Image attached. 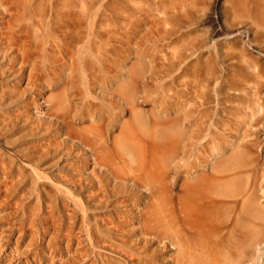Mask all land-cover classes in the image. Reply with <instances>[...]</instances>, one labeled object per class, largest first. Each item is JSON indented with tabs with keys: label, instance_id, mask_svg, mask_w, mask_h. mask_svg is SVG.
Wrapping results in <instances>:
<instances>
[{
	"label": "bare ground",
	"instance_id": "obj_1",
	"mask_svg": "<svg viewBox=\"0 0 264 264\" xmlns=\"http://www.w3.org/2000/svg\"><path fill=\"white\" fill-rule=\"evenodd\" d=\"M77 1L63 3L70 8ZM228 4L227 1L222 4V0H113L114 17L126 16L128 34L139 36L136 39L140 43L143 41V48L138 43L140 49L132 53L136 61L127 80L117 86L118 92L140 130L153 136L154 147L149 153L137 143H130L128 136L119 138V142L118 137L109 138L102 128H91V124L81 129L85 134L79 139L89 151L87 159L110 173L118 184L130 187L131 197L140 191L147 193L143 199L138 197L143 202H137L136 213L130 208L131 212L123 214L125 220L118 229L121 232H117L130 236L127 222L131 221L144 238L143 243L113 242L115 236L104 222L103 228L89 229L93 241L74 248L78 253H71L73 239L64 238L65 232L55 230L63 236L50 237L45 222L60 218L56 208L47 206L52 196L39 189L45 199H42L47 208L44 210L30 201L32 192L40 188L38 181H31L32 187L23 183L26 169L23 163L31 169L38 166L36 159L41 160L47 152L50 139L41 150L36 148L39 155L18 146L9 149L6 144L12 137L10 126L14 120L0 119V138H4L3 146L10 150L7 154L0 148V228L7 231L6 239L0 241V264H23L29 259L39 262L45 254L50 255L52 264H60L57 259L62 264H264V163L258 144H232L224 135L221 146L218 142L221 135L217 132L225 127L226 121L219 117L213 124L211 96L195 81L180 85L183 79H194L205 61L208 64L215 58L223 59L225 52L237 56L249 67L258 68V79L264 77V67L258 66V58L245 50L237 34L246 26L258 33L257 0H234L229 8ZM220 6L231 28H225L231 30L227 34L231 40L225 44L211 41L209 28L205 31L200 27L209 18L200 17L201 10L208 7L209 12L215 13ZM36 11L37 0H23L5 28L0 29V38L19 44L24 37L32 48ZM20 21L25 24H19ZM236 27L239 29L234 30ZM170 49L174 52L170 53ZM2 92L10 95L7 90ZM252 97L247 107L254 118L264 106L258 90ZM148 115L151 124L144 122ZM126 128L132 137L134 129L128 121L123 132ZM211 128L217 131L212 132ZM71 129L75 130L73 125ZM12 198H18L14 205L10 202ZM131 229L133 232V226ZM14 240V253L3 258L1 253ZM64 248L66 254H62ZM118 248L125 256L114 257Z\"/></svg>",
	"mask_w": 264,
	"mask_h": 264
},
{
	"label": "rangeland",
	"instance_id": "obj_2",
	"mask_svg": "<svg viewBox=\"0 0 264 264\" xmlns=\"http://www.w3.org/2000/svg\"><path fill=\"white\" fill-rule=\"evenodd\" d=\"M225 1L231 4L234 0H222V4ZM63 2L64 0H37L32 48L24 37L19 44L12 39L8 43L9 38H0V119L14 120L10 126L13 130L12 137L10 140L8 138L6 146L9 149L18 146L37 154L36 148L41 150L47 139H50L51 145L43 153L41 160L32 156L38 166L31 169L30 165L23 163L26 167L23 183L32 187L31 181H38L40 188L32 192L30 201H35L44 210L47 209L43 203L45 199L38 193L39 189L52 196L47 206L56 208L60 218L54 222L47 220L45 229L50 237L57 235L56 239H59L63 235L56 231L61 230L65 232L64 238L73 239L71 253H75L85 242L91 243L94 236L89 229L95 228L96 231L98 227L103 228V222L113 232V242L120 244L124 240H134L135 243H143L144 238L131 221L127 222V230H131L130 236L125 233L121 236L117 232H121L118 229L124 219L123 214L131 212L130 208L136 213L139 206L137 202H143L138 197L143 199L147 193L140 191L136 193V197H131L130 187L118 184L110 173L87 159L89 151L79 139L85 134L81 129L91 124V128H102L109 138L113 135L118 139L128 136L130 143H137L144 151L150 153L153 149V136L148 134L149 131L140 130L123 104L117 88L122 81L124 83L127 80L132 63L136 61L132 53L136 48L140 49L139 46L143 48V41L140 43V39H136L139 36L128 34L126 16L114 17L111 12L114 11L113 0H79L70 8H66ZM257 3L258 33L246 26L240 28L237 34L245 50L258 58V66L263 68L264 0H257ZM22 4L23 0H0V29L5 28V23ZM205 9L201 10L200 17L207 15L209 18L200 27L205 31L209 28L211 41L213 39L218 44H225L227 40H231L227 35L231 28L226 23L223 6L218 7L215 13L209 12L208 7ZM19 24L24 25L25 22L20 21ZM237 29L239 28L234 30ZM174 50L169 51L171 53ZM170 53L168 52L169 55ZM257 74L258 68L249 67L237 56L225 52L223 59L215 58L208 64L205 61L194 79H183L180 85L195 81L211 96L213 124L216 125L219 117L226 121L225 127L221 128L220 125L221 129L217 132L221 135L218 141L221 146L224 145L221 142L224 135L229 137L228 141L232 144L257 143L261 163H264V107L254 118L247 107L248 102L254 98L252 94L255 90L261 95L260 102L264 106V77L258 79ZM3 89L10 95H4ZM5 114L8 115L6 118ZM58 116L63 117L64 122ZM150 119L149 115L145 116L144 122L147 120L151 124ZM94 121L99 122L92 124ZM127 121L136 131L132 130V137L128 128L123 132ZM71 125L75 130L71 129ZM214 128H211L212 132L217 131ZM3 139L0 138V148L8 154L10 150L3 146ZM148 157L151 161L152 158ZM262 173L264 174V166ZM127 195L133 199H128ZM17 199H10L12 205ZM29 212H33L32 209L29 208ZM6 233L5 229L0 228V241L6 239ZM14 242L15 240L11 241L10 247L1 253L3 258L9 256L10 252L14 253ZM120 249L115 251L117 253L114 257L125 256ZM100 250L105 254L111 253L103 248ZM62 254H66L65 248ZM17 257L15 254V259ZM49 258L50 255L45 254L39 261L41 263L29 259L28 262L24 260L23 264H52ZM60 260L57 259V262L62 264Z\"/></svg>",
	"mask_w": 264,
	"mask_h": 264
}]
</instances>
